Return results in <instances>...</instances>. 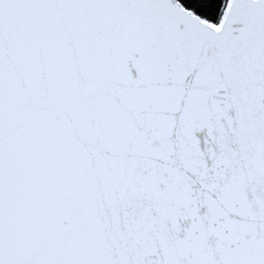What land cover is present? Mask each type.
<instances>
[{
  "label": "snow or ice",
  "instance_id": "6c2138e0",
  "mask_svg": "<svg viewBox=\"0 0 264 264\" xmlns=\"http://www.w3.org/2000/svg\"><path fill=\"white\" fill-rule=\"evenodd\" d=\"M0 264H264V0H0Z\"/></svg>",
  "mask_w": 264,
  "mask_h": 264
}]
</instances>
